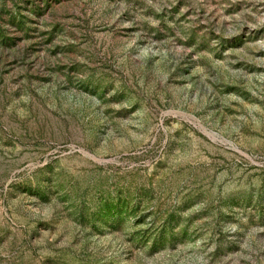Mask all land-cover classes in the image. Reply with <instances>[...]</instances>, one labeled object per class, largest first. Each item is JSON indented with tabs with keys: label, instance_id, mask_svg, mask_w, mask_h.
<instances>
[{
	"label": "rangeland",
	"instance_id": "obj_1",
	"mask_svg": "<svg viewBox=\"0 0 264 264\" xmlns=\"http://www.w3.org/2000/svg\"><path fill=\"white\" fill-rule=\"evenodd\" d=\"M0 264H264V0H0Z\"/></svg>",
	"mask_w": 264,
	"mask_h": 264
}]
</instances>
